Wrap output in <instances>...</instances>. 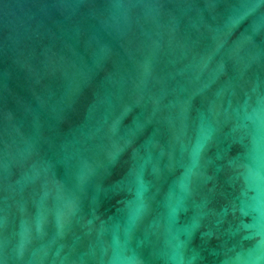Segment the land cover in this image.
Segmentation results:
<instances>
[{
  "label": "water",
  "instance_id": "1",
  "mask_svg": "<svg viewBox=\"0 0 264 264\" xmlns=\"http://www.w3.org/2000/svg\"><path fill=\"white\" fill-rule=\"evenodd\" d=\"M0 264H264V0H0Z\"/></svg>",
  "mask_w": 264,
  "mask_h": 264
}]
</instances>
